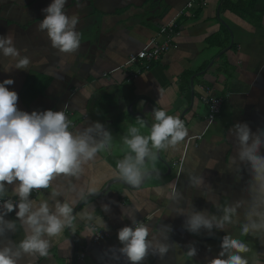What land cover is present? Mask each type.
Here are the masks:
<instances>
[{"label": "crops", "instance_id": "0c3cea01", "mask_svg": "<svg viewBox=\"0 0 264 264\" xmlns=\"http://www.w3.org/2000/svg\"><path fill=\"white\" fill-rule=\"evenodd\" d=\"M51 3L0 0V37L11 35L21 56L31 61L28 69H16V59L0 50V83L14 80L6 87L17 92L19 110H63L71 121L69 131L82 133L98 123L102 128L91 133L95 141H102L104 132L111 139L82 165L78 177L60 175L51 187L30 195L37 205L47 200L52 211L56 201L69 203L75 220L60 236L49 238L47 258L25 257L22 264H130L118 251V234L92 243L86 225L102 228L87 219L88 213L101 217L110 231L133 219L143 222L154 243L172 245L163 259L150 253L141 264H208L221 251L225 235L253 249L242 254L250 264L254 253L264 264V240L240 235L243 210L232 224L211 234L206 229L188 232L186 215L178 213L194 208L220 216L225 205L248 197L247 168L241 165L239 174L233 172L237 145L229 129L237 123H247L254 133L264 129V0H67V14L79 17L81 42L74 53L53 48L47 31L38 29ZM170 22H176L178 33L171 48L151 62L150 70L127 81L136 68L123 67L127 57L150 40H160V28ZM202 97L222 100L213 119ZM157 108L179 116L189 136L175 149L159 150L155 160L145 157L146 175L139 189L132 188L117 168L126 155H135L124 138H130L131 127L147 137ZM137 117L145 119L143 127ZM165 161L169 176L150 173H166ZM190 175L203 176L205 185L191 186ZM173 186L183 197L178 204L170 198ZM12 187L7 186L6 197L19 199ZM93 188L95 193L89 191ZM54 190L60 195L53 197ZM5 219H16L15 211ZM162 225L172 227L167 241ZM24 235L21 228L9 238L19 241ZM189 245L196 247V256L187 255Z\"/></svg>", "mask_w": 264, "mask_h": 264}, {"label": "clouds", "instance_id": "9594fccd", "mask_svg": "<svg viewBox=\"0 0 264 264\" xmlns=\"http://www.w3.org/2000/svg\"><path fill=\"white\" fill-rule=\"evenodd\" d=\"M66 3L67 0H52L43 9L45 16L38 29L47 31L53 48L62 53H74L81 42V34L76 30L79 17L67 14ZM0 50L5 57L16 59V69H28L30 58L21 56L11 35L0 37ZM12 84L13 79H5L0 83V264H22L25 257L49 256L52 245L49 238L60 236L66 227L73 226V208L69 203L59 201L55 203V211L50 209L47 200L37 205L29 199L32 191L51 187V182L60 175L78 177L83 171L82 165L92 160L111 139L110 134L104 132V139L99 143L95 141L91 133L102 128L98 123L95 129L89 128L82 133L69 131L71 121L63 110L33 111L31 114L19 110L17 92L6 87ZM154 119L156 122L152 124L147 137L140 135L138 128L131 127L130 138H124V143L135 155H126L117 163V168L120 178L132 188L139 189L146 175L142 171L145 157L156 159L152 149H175L189 136L185 122L179 116L169 115L166 110L157 108L154 109ZM137 122L142 127L145 125L139 117ZM229 134L235 138L237 145L232 160L235 165L233 172L239 174L241 165H244L249 173L246 187L248 197L225 205L220 216L194 208L186 212L178 209V213L186 215L184 227L188 232L199 234L201 229H206L211 234L214 228L223 230L232 224L234 218L240 215V210H243L240 235L264 240V154L261 153L264 148V129L254 133L247 123H237L229 129ZM189 181L196 188L205 185L203 176L190 175ZM7 186H13L12 195L17 196L18 201L5 199L8 196ZM89 191L95 193L96 189ZM57 195L60 193L54 190L52 196ZM170 198L177 204L183 199L175 186L171 189ZM108 210L105 206L104 211ZM13 211L16 219H5ZM87 219H95L100 228L106 229L101 217L88 213ZM21 228L25 233L23 239L13 241L9 238L10 233L15 234ZM86 228L89 232H95L90 226L86 225ZM160 231L167 241L172 227L162 225ZM149 236V226L133 219L132 226H124L118 231V240L122 245L118 249L119 253L130 264H141L150 253L163 259L172 245L154 243ZM220 247L218 256L208 264H250L249 259L242 254L253 252V249L243 240L225 235ZM196 254V247L189 245L187 255L194 257ZM254 255L256 259L252 264H260V254Z\"/></svg>", "mask_w": 264, "mask_h": 264}, {"label": "built area", "instance_id": "2783aa9c", "mask_svg": "<svg viewBox=\"0 0 264 264\" xmlns=\"http://www.w3.org/2000/svg\"><path fill=\"white\" fill-rule=\"evenodd\" d=\"M205 5V3H202ZM192 4L189 3L188 7H190ZM177 24L176 22H170L167 25H164L160 28L161 33V39L156 41L155 39L150 40L149 44L144 47L143 49L130 54L125 63L124 68L134 66L136 65V68L134 70H131L128 72V79L127 81H130L132 79H135L139 77L143 72L150 70L151 62L157 61L160 59V57L166 53L172 46L173 41L175 39V36L178 34L177 31ZM202 101L208 106L209 109V117L213 119L215 115H217L220 112V108L222 105V100L219 98L214 97H202ZM182 159L179 160L181 162ZM42 189L39 190H33L31 194L38 195L41 192ZM11 197H5V199H8ZM14 202L18 201V199L11 198ZM2 203V201H0ZM128 226H132V223ZM95 229V232H92V243H100L101 241L108 239L111 237L112 233L118 234V231L122 228H116L114 231H110L108 229H99L95 227L93 224L90 226ZM81 257H83V253L80 254Z\"/></svg>", "mask_w": 264, "mask_h": 264}, {"label": "water", "instance_id": "95a60500", "mask_svg": "<svg viewBox=\"0 0 264 264\" xmlns=\"http://www.w3.org/2000/svg\"><path fill=\"white\" fill-rule=\"evenodd\" d=\"M144 122H145V119H144ZM156 156L159 158V151H156ZM165 166H166V168H168V170H167V172L166 173H159V172H156V171H151L150 173H156V174H158V175H163V176H165V177H167V176H169V171H170V168H169V164L165 161Z\"/></svg>", "mask_w": 264, "mask_h": 264}]
</instances>
